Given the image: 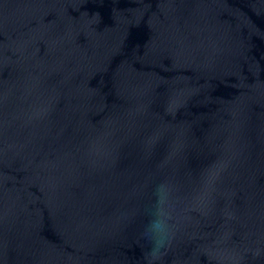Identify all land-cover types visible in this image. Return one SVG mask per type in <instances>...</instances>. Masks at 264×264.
I'll return each mask as SVG.
<instances>
[{
	"label": "water",
	"instance_id": "obj_1",
	"mask_svg": "<svg viewBox=\"0 0 264 264\" xmlns=\"http://www.w3.org/2000/svg\"><path fill=\"white\" fill-rule=\"evenodd\" d=\"M0 264H264V0H0Z\"/></svg>",
	"mask_w": 264,
	"mask_h": 264
}]
</instances>
